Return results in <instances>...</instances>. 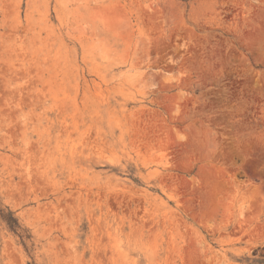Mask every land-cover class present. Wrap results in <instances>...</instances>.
<instances>
[{"label": "rangeland", "instance_id": "obj_1", "mask_svg": "<svg viewBox=\"0 0 264 264\" xmlns=\"http://www.w3.org/2000/svg\"><path fill=\"white\" fill-rule=\"evenodd\" d=\"M0 264H264V0H0Z\"/></svg>", "mask_w": 264, "mask_h": 264}]
</instances>
